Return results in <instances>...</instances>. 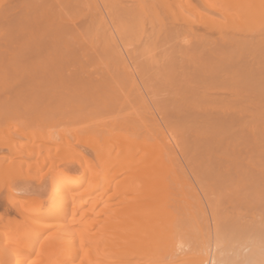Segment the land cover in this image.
I'll use <instances>...</instances> for the list:
<instances>
[{
	"label": "bare ground",
	"instance_id": "1",
	"mask_svg": "<svg viewBox=\"0 0 264 264\" xmlns=\"http://www.w3.org/2000/svg\"><path fill=\"white\" fill-rule=\"evenodd\" d=\"M0 264H264V0H0Z\"/></svg>",
	"mask_w": 264,
	"mask_h": 264
},
{
	"label": "rangeland",
	"instance_id": "2",
	"mask_svg": "<svg viewBox=\"0 0 264 264\" xmlns=\"http://www.w3.org/2000/svg\"><path fill=\"white\" fill-rule=\"evenodd\" d=\"M3 123H4V122H3ZM1 125H2V124H1ZM54 149H56V148L53 147L52 152H55ZM53 150H54V151H53ZM52 152L49 153V157H47L48 160H51L52 158H54V156H55L56 153H54V156H53V155H52V154H53ZM23 159H24V158H23ZM26 167H27L26 165H25V166L22 165L21 170H22L23 173L26 172V169H27Z\"/></svg>",
	"mask_w": 264,
	"mask_h": 264
}]
</instances>
